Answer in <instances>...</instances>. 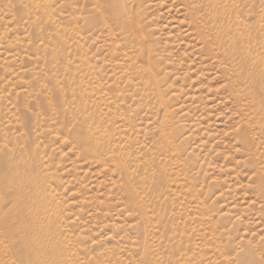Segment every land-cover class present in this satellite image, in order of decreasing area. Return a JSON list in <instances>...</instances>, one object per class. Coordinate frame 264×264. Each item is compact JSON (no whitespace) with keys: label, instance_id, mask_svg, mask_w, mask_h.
<instances>
[{"label":"rangeland","instance_id":"rangeland-1","mask_svg":"<svg viewBox=\"0 0 264 264\" xmlns=\"http://www.w3.org/2000/svg\"><path fill=\"white\" fill-rule=\"evenodd\" d=\"M263 64L264 0H0V175L25 173V225L58 264H264Z\"/></svg>","mask_w":264,"mask_h":264},{"label":"bare ground","instance_id":"bare-ground-1","mask_svg":"<svg viewBox=\"0 0 264 264\" xmlns=\"http://www.w3.org/2000/svg\"><path fill=\"white\" fill-rule=\"evenodd\" d=\"M118 15L121 24L125 29L126 25H124V22L126 21L125 17H123V11H119ZM128 25L130 26V30L134 34H136L137 29L134 26L136 24L129 22ZM147 70L150 71L151 74H153L154 76L155 69L153 66V62H149V64L147 65ZM256 107L258 111H263V108H261V100L256 103ZM164 132H166V135L169 138L172 137L171 140L173 139L174 136H172V133H170V131H168V129L165 127ZM79 144H81V146L84 145L83 142H79ZM94 156L96 158L98 157L97 151L95 150ZM0 184H3V186L7 187L12 191L10 194H12L11 198L14 206V209L11 212H7L3 215L0 214V218L7 217L9 220L6 223V228H8V230L5 233L7 242L10 247V249L8 250V253L12 260L10 264H58L60 260V255L58 254L57 246L55 242L50 239L49 233L42 228L41 223L38 221L33 222V225H25V173L9 171L8 175H0ZM33 191L35 195L38 194V189L36 187ZM27 207V214L30 217L35 216L36 211H32L33 208L30 205H28ZM12 220L19 223L17 229L13 228V226L10 224V221ZM14 247L17 248L19 252L15 251L13 253L12 249Z\"/></svg>","mask_w":264,"mask_h":264}]
</instances>
